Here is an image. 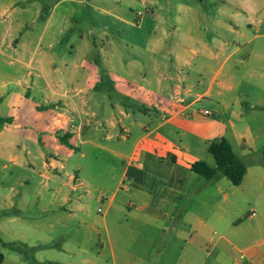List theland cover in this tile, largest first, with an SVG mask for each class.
<instances>
[{
    "label": "crops",
    "instance_id": "0c3cea01",
    "mask_svg": "<svg viewBox=\"0 0 264 264\" xmlns=\"http://www.w3.org/2000/svg\"><path fill=\"white\" fill-rule=\"evenodd\" d=\"M0 163L3 264H264V0H0Z\"/></svg>",
    "mask_w": 264,
    "mask_h": 264
},
{
    "label": "trees",
    "instance_id": "16d2710c",
    "mask_svg": "<svg viewBox=\"0 0 264 264\" xmlns=\"http://www.w3.org/2000/svg\"><path fill=\"white\" fill-rule=\"evenodd\" d=\"M209 152L214 157L216 166L211 167L205 161H197L193 163L192 171L207 180H213L218 173H222L233 185L240 186L246 176L247 166L235 153L232 144L225 138L212 141ZM3 262L4 255L0 252V264Z\"/></svg>",
    "mask_w": 264,
    "mask_h": 264
},
{
    "label": "rangeland",
    "instance_id": "374dc122",
    "mask_svg": "<svg viewBox=\"0 0 264 264\" xmlns=\"http://www.w3.org/2000/svg\"><path fill=\"white\" fill-rule=\"evenodd\" d=\"M101 161L102 162H105V163H109L110 162V159L108 158L107 155L104 154L101 157ZM105 169H107V167H105ZM1 170H2V165L0 163V172H1ZM3 175H4V173H3ZM106 187H107V185H104V188H106ZM92 208L94 210V208H97V206L96 205H93ZM101 208L103 209L102 206H101ZM102 209H101V212L103 211ZM97 214L98 213H96V210H94V215H97ZM15 230H17V227H15ZM161 231L163 232V235L161 237H158V234H160L158 232L152 233L151 240L153 242H156L157 243V247H159L162 250V247L167 244L166 243V240H167L168 235L171 236V232H170V230L167 231V229L165 227H162V230ZM11 234L12 233L6 232V230L4 228H2V225H0V239H1L0 240V252H2L3 254H5L7 257L8 256H11V255H15L14 253H12V251H11L10 248L4 246V244H3V243H6V242H9V240H11V237H10ZM58 240L59 239H57L56 242H59ZM177 248L178 247L174 246V248H172V250L175 252V250H177ZM24 254H26V252ZM4 264H12V262H10L9 260H7Z\"/></svg>",
    "mask_w": 264,
    "mask_h": 264
},
{
    "label": "built area",
    "instance_id": "2783aa9c",
    "mask_svg": "<svg viewBox=\"0 0 264 264\" xmlns=\"http://www.w3.org/2000/svg\"><path fill=\"white\" fill-rule=\"evenodd\" d=\"M205 113H206V114H210L209 111H206ZM122 188L126 190V189L129 188V186H128L127 184H122ZM100 211H101V210H100Z\"/></svg>",
    "mask_w": 264,
    "mask_h": 264
}]
</instances>
